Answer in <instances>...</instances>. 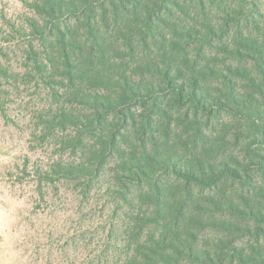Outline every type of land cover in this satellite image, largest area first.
<instances>
[{"label": "trees", "instance_id": "trees-1", "mask_svg": "<svg viewBox=\"0 0 264 264\" xmlns=\"http://www.w3.org/2000/svg\"><path fill=\"white\" fill-rule=\"evenodd\" d=\"M21 2L0 12L11 176L65 214L38 258L264 264V4Z\"/></svg>", "mask_w": 264, "mask_h": 264}, {"label": "rangeland", "instance_id": "rangeland-1", "mask_svg": "<svg viewBox=\"0 0 264 264\" xmlns=\"http://www.w3.org/2000/svg\"><path fill=\"white\" fill-rule=\"evenodd\" d=\"M260 1L264 4V0ZM1 11L11 17L22 14L24 8L21 0H0ZM26 140L20 129L0 118V264H46L36 252L45 253L42 238L51 227L61 225L65 217L33 211L35 194L31 183L14 182L11 174L27 153ZM48 264L59 263L51 260Z\"/></svg>", "mask_w": 264, "mask_h": 264}]
</instances>
